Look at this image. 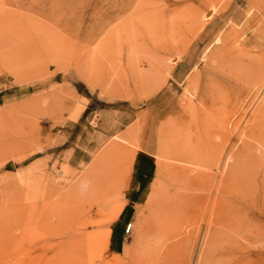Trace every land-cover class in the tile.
I'll return each instance as SVG.
<instances>
[{"label": "rangeland", "instance_id": "rangeland-1", "mask_svg": "<svg viewBox=\"0 0 264 264\" xmlns=\"http://www.w3.org/2000/svg\"><path fill=\"white\" fill-rule=\"evenodd\" d=\"M255 10L0 0V264H264V147L233 156L253 141L264 80L242 106V89L213 74L216 59L235 75L264 68Z\"/></svg>", "mask_w": 264, "mask_h": 264}, {"label": "bare ground", "instance_id": "bare-ground-1", "mask_svg": "<svg viewBox=\"0 0 264 264\" xmlns=\"http://www.w3.org/2000/svg\"><path fill=\"white\" fill-rule=\"evenodd\" d=\"M250 3L252 4V6L256 9V10H258V11H263L264 12V0H250ZM200 10V9H199ZM256 10H255V12H256ZM201 11V10H200ZM199 14H200V12H198ZM205 13V12H204ZM208 14V13H207ZM196 15H198V14H196ZM208 16V15H207ZM206 16V17H207ZM254 17H255V15H253ZM259 16H261L260 14H259ZM210 17V16H209ZM264 17V16H263ZM193 18V17H192ZM204 18V17H203ZM255 18H257V16L255 17ZM205 20V19H204ZM250 20V19H249ZM257 20V19H256ZM260 20V19H259ZM255 21V20H254ZM253 22V21H252ZM249 23V22H248ZM203 23H201L200 24V26L202 25ZM252 24V23H251ZM251 24H249V26L251 25ZM182 26V25H181ZM203 26V25H202ZM183 27V26H182ZM248 27V26H247ZM184 28V27H183ZM182 28V29H183ZM187 28V27H186ZM194 29V28H193ZM242 29V28H241ZM246 29V28H245ZM264 30V29H263ZM186 31V30H185ZM198 31H200V30H198ZM258 32H260V31H258ZM182 33V32H181ZM185 33V32H184ZM188 33V32H187ZM248 34V33H247ZM17 36L19 35V34H16ZM186 35V34H185ZM251 35V34H250ZM259 35V34H258ZM13 36H15V35H13ZM187 36V35H186ZM196 36V35H195ZM198 36H200V34H198ZM205 36V35H204ZM20 36H18V38H19ZM254 37V36H253ZM255 37H258V36H255ZM260 37V36H259ZM258 37V38H259ZM8 38V37H7ZM25 39V38H24ZM190 39H192V38H190ZM198 39V38H197ZM255 39V38H254ZM6 40V39H5ZM23 40V39H22ZM26 40V39H25ZM223 40V39H222ZM233 40V39H232ZM258 40V39H257ZM263 42H264V36L262 37V39H261ZM20 41V40H19ZM18 41V42H19ZM24 41V40H23ZM224 41V40H223ZM222 41V42H223ZM236 41V40H235ZM235 41H231V42H235ZM27 42V41H26ZM190 42V41H189ZM225 42V41H224ZM223 42V43H224ZM230 42V43H231ZM171 43V42H170ZM228 43V42H227ZM227 43H225V44H227ZM259 43H260V41H259ZM10 44V43H9ZM13 44V43H12ZM26 44V43H25ZM222 44V43H221ZM232 44V43H231ZM230 44V45H231ZM261 44V43H260ZM168 45V44H167ZM166 45V46H167ZM173 45H175V44H173ZM224 45V44H223ZM230 45H228V47L230 46ZM262 45V44H261ZM26 46V45H25ZM32 46V45H31ZM33 46H34V44H33ZM263 46V45H262ZM261 46V47H262ZM167 47H169V45L167 46ZM224 47V46H223ZM226 47V46H225ZM235 47V46H234ZM264 47V46H263ZM35 48H36V46H35ZM39 48H40V46H39ZM240 48V47H239ZM11 49V48H10ZM26 49V48H25ZM31 49H32V51H33V47H30V51H29V48L27 49L28 50V53H30L31 52ZM226 49V48H225ZM228 49V48H227ZM226 49V50H227ZM232 49V48H231ZM236 49V48H235ZM19 50V49H18ZM23 51H25L24 49H22ZM37 50V49H36ZM42 50V49H41ZM40 50V51H41ZM38 51V50H37ZM169 51V50H168ZM230 51V50H229ZM229 51H227L228 53H230V55H231V51L229 52ZM247 51V50H246ZM248 51H250V50H248ZM8 52V51H7ZM35 52V51H34ZM173 52V51H172ZM233 52V51H232ZM236 52H238V51H236ZM261 52V51H260ZM17 53V52H16ZM20 53H21V51H20ZM19 53V54H20ZM27 53V52H26ZM36 53V52H35ZM185 53V52H184ZM228 53H225V54H228ZM234 53V52H233ZM232 53V54H233ZM34 54V53H33ZM173 54V53H172ZM23 56H24V54H22ZM163 55H164V53H163ZM165 55H166V53H165ZM168 55V54H167ZM170 55V54H169ZM229 55V54H228ZM26 56V55H25ZM32 56V55H31ZM232 56V55H231ZM231 56H229V57H231ZM260 56V55H259ZM179 57V56H178ZM234 57V56H233ZM21 58V57H20ZM169 58H171V57H169ZM225 58H227V57H225ZM257 58V57H256ZM255 58V59H256ZM172 59V58H171ZM213 59V58H212ZM231 59V58H230ZM244 59H246V58H244ZM261 59V58H260ZM261 60H262V62H261ZM260 60V62H261V64H263L264 65V58L263 59H261ZM231 60H228L227 62H226V60L225 61H220V60H218L217 61V59H216V62H215V65L214 64H212V65H214L215 67V72L213 73V74H222V75H224V76H226V75H228L227 76V78H229V79H231V81L232 82H234V85H235V88H237L238 86H239V89L241 88L242 90V94H241V97H242V100H241V104L240 105H242V106H244L245 104H246V102L248 101L249 103L248 104H250V103H252L251 102V100L253 99V98H255V96H256V94L258 93V90H259V87L260 86H258V87H256V88H254V86H255V81H257V80H261V81H263L264 80V68H259V67H252L251 69H250V71L249 72H247L246 74H243V75H235V74H233L230 70H228L229 68L228 67H230V65H229V62H230ZM207 62H208V60H207ZM209 62H211V61H209ZM257 62V61H256ZM255 61H254V63H256ZM20 63H22V62H20ZM258 63V62H257ZM208 64H210V63H208ZM206 66V65H205ZM174 67V66H173ZM168 69V68H167ZM172 69V68H171ZM168 71V70H167ZM220 72V73H219ZM169 73V72H168ZM167 74V73H166ZM165 74V75H166ZM110 79H111V77H110ZM166 79H167V77H166ZM191 79V78H190ZM218 80H216V83L218 84L216 87H215V85L214 84H212L211 85V89H210V91L212 90V93H215V94H217L220 90L222 91V87H221V85L219 84V82H217ZM168 84V83H167ZM164 86V85H163ZM261 89V88H260ZM209 91V92H210ZM225 93H227L226 95H227V99H229V96L231 95V93H230V91L228 92V90L225 92ZM230 94V95H229ZM212 95V94H211ZM229 95V96H228ZM217 96V95H216ZM231 97V96H230ZM218 98V97H217ZM193 99V98H192ZM231 100V99H230ZM228 101V100H227ZM188 102V101H187ZM204 103V110L206 111H208L209 110V106L207 105L208 103L207 102H203ZM210 105H212V104H210ZM248 107V106H247ZM248 109V108H247ZM210 111H211V109H210ZM216 111L218 112L219 111V109H216ZM215 111V112H216ZM245 111L246 110H244L243 112H242V115L245 113ZM152 114V113H151ZM176 116H178V115H176ZM185 116V115H184ZM184 116H182V117H184ZM251 116H253V122L250 124V126H249V129L248 130H246V135H248L253 141L252 142H246L245 140L244 141H242L243 143L241 144V146H237L238 148L235 150V152H234V154H233V156L235 155V156H237L238 154H240V152H242V149L243 148H245V144H248L249 146H254V147H256L257 149H260V147L261 146H263L264 147V100H262L259 104H258V106L254 109V111L251 113ZM179 117V116H178ZM188 117V116H187ZM230 122V121H229ZM235 122H237V121H235ZM235 122L232 124L233 125V127L232 128H230L229 130H227V131H225V132H223V134L224 135H227L228 136V133H232V136L234 135V132L236 131V128L238 127V124H235ZM227 124V123H226ZM229 126V125H228ZM224 127H226V126H224ZM241 127V126H240ZM238 130H239V128H237ZM242 129V128H241ZM244 129V128H243ZM216 130V129H215ZM236 133H238V132H236ZM242 134H244V132L242 131L241 132V135ZM235 135H237V134H235ZM241 135L240 134H238L237 135V137H236V139H241ZM229 137V136H228ZM158 138V137H157ZM153 145V144H152ZM157 145V144H156ZM157 147V146H156ZM155 148V147H154ZM247 149V148H246ZM153 150V149H152ZM223 151V150H222ZM224 153V152H223ZM220 154V153H219ZM264 154V153H263ZM232 156V157H233ZM249 156V155H248ZM257 156V155H256ZM225 158H227V157H225ZM229 158H231V157H229ZM249 158V157H248ZM250 158H252L251 156H250ZM211 160H212V157H211ZM217 161V160H216ZM210 163V162H209ZM264 163V162H263ZM263 165V164H262ZM158 168V167H157ZM158 170V169H157ZM262 170V169H261ZM260 170V171H261ZM246 170H244V171H242L240 174L241 175H243V176H247L248 174H247V171L245 172ZM232 172H233V162L232 163H230L229 164V162L227 163V165H226V168H225V171L223 172V176L221 177V179H220V181H219V184H218V186H217V190H218V193H219V196L220 195H222V193H224L225 192V187H224V185H226V184H224V183H228L229 181H231V178H232ZM261 172H263L262 173V175L264 176V171H261ZM239 173V172H238ZM248 173H249V171H248ZM205 175H206V173H204ZM239 174V175H240ZM251 177H252V175H251ZM253 177H254V175H253ZM260 177V176H259ZM241 178H243V177H241ZM255 178V177H254ZM244 179V178H243ZM260 179V178H259ZM245 181V180H244ZM256 181V180H255ZM254 181V182H255ZM247 182V181H246ZM261 182V181H260ZM259 182V183H260ZM244 183V182H243ZM241 184H242V182H241ZM240 184V185H241ZM256 184V183H255ZM262 185V184H261ZM242 186H244V184L242 185ZM241 187V186H240ZM261 187V186H260ZM228 188V187H227ZM233 187H231V189H232ZM239 188V187H238ZM263 188V187H262ZM241 190H243V189H241ZM232 192V191H231ZM234 192V191H233ZM239 193H241L240 191H238V194ZM262 193V192H261ZM235 195V194H234ZM241 195V194H240ZM239 195V196H240ZM238 196V195H237ZM221 197V196H220ZM241 197V196H240ZM239 197V198H240ZM242 199V198H241ZM219 200V199H218ZM222 200V199H221ZM248 200L249 199H247L246 201L248 202ZM231 201V200H230ZM239 201V200H238ZM245 201V202H246ZM233 204L234 203H236L235 201L233 202V201H231ZM232 203H230V205H229V207L231 206V204ZM218 205V204H217ZM216 205V206H217ZM227 205V204H226ZM236 206V205H235ZM218 207V206H217ZM223 207H225V206H223ZM227 207V206H226ZM233 207V206H232ZM237 207V206H236ZM217 208H215L214 210H216ZM219 209V208H218ZM218 209H217V212H218ZM226 209V208H225ZM242 209V208H241ZM214 210H212L211 211V213L214 215H218L217 214V212L216 211H214ZM220 210H221V208H220ZM232 211V210H231ZM224 212V211H223ZM223 212H222V214H223ZM239 212V211H238ZM227 213V212H226ZM225 213V214H226ZM214 215V220L215 219H217V223H218V220H219V218H216V216ZM224 218H226V217H224ZM224 218L222 219V220H224ZM213 220V221H214ZM236 220V219H235ZM216 221V220H215ZM220 221H221V218H220V220H219V223H220ZM225 221V220H224ZM229 221V220H228ZM249 221V220H248ZM222 223V222H221ZM234 223H235V221H234ZM249 223V222H248ZM243 224V223H242Z\"/></svg>", "mask_w": 264, "mask_h": 264}, {"label": "built area", "instance_id": "built-area-1", "mask_svg": "<svg viewBox=\"0 0 264 264\" xmlns=\"http://www.w3.org/2000/svg\"><path fill=\"white\" fill-rule=\"evenodd\" d=\"M130 229H131V224L129 223V224H127V226L125 227V232H126V233L129 232Z\"/></svg>", "mask_w": 264, "mask_h": 264}]
</instances>
